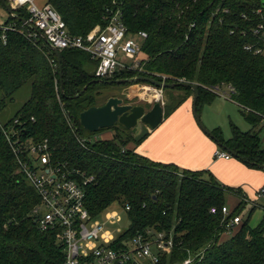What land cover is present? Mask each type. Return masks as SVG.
<instances>
[{"label": "trees", "instance_id": "trees-1", "mask_svg": "<svg viewBox=\"0 0 264 264\" xmlns=\"http://www.w3.org/2000/svg\"><path fill=\"white\" fill-rule=\"evenodd\" d=\"M46 4L65 22L67 33L76 37L105 25L108 13L120 7L128 34L147 33L137 55L142 70L101 81L94 77L97 63L86 53L70 49L59 51L60 80L53 50L23 24L28 19L24 7L15 9L16 17L8 15L0 25V113L18 91L26 88L28 95L9 120L0 119V264H64L65 256L57 234L37 227L39 196L20 171L1 126L12 130L11 134L17 132L20 144L46 138L54 162L93 176L84 198L92 217H102L112 206L128 205L124 214L129 226L122 236L134 237L151 227L173 229V249L158 264H182L189 257L191 264H264V207L255 228L242 218L225 235L229 220L247 204L248 216L257 206L241 188L222 185L208 171L161 164L128 149L127 145H139L145 138L134 142L120 124L113 131L90 133L78 120L82 111L99 106L105 85H117L110 81L131 80L118 84L131 86L137 84L133 79L138 76L159 82L164 76L169 84H196L197 113L200 105L215 99V87L229 86L234 90L230 100L252 129L243 132L233 126L232 137L226 139L215 128L210 130L211 139L247 167L263 170L264 142L255 127L264 117V55L244 49L252 40L251 28L260 19L256 10L264 14L263 1L46 0ZM0 7L4 8L1 1ZM165 91L173 93L163 106L165 118L193 95L181 86ZM15 119L18 124L13 123ZM104 131L112 133L111 139L81 141ZM228 195L237 197L239 203L223 218L220 209L226 206ZM212 207L216 214L210 212Z\"/></svg>", "mask_w": 264, "mask_h": 264}, {"label": "built area", "instance_id": "built-area-1", "mask_svg": "<svg viewBox=\"0 0 264 264\" xmlns=\"http://www.w3.org/2000/svg\"><path fill=\"white\" fill-rule=\"evenodd\" d=\"M13 9L25 8L28 13L27 22L33 26L38 35L44 36L51 47L62 50L76 49L89 56L97 66L94 77L112 79L121 72H139L142 70L137 55L141 44L147 37L146 32L128 34L121 17L120 7L109 12L106 24L96 27L85 37L71 36L67 33L65 22L46 0L42 5L37 0H9ZM260 19L251 28L252 40L244 49L253 54L264 55V14L261 9L255 12ZM25 24V23H24ZM8 30V28H3ZM162 82L165 77L161 76ZM143 92H149L153 101L164 105L162 90L150 84L141 86ZM214 91L220 90L215 87ZM234 90L227 86L222 97L231 99ZM264 124V117L262 118ZM14 124H18L17 119ZM4 136L14 153L17 163L39 196L40 205L36 208V222L40 231H51L57 234V241L64 246V264H157L160 257L173 249V229L157 231L148 228L134 237L113 235L105 227L117 223L120 218L115 212L105 213V219L94 218L85 208V186L93 180V176H85L79 170L68 167L66 163L54 162L52 148L46 138L35 141L29 139L20 144L16 133L4 130ZM10 138L12 141H10ZM97 135L81 139L82 143L101 141ZM214 158L227 160L228 152L214 150ZM255 200L264 198V186L256 191ZM253 202V201H252ZM255 202V201H254ZM256 203V202H255ZM128 211L129 206L122 208ZM223 218L230 213L229 207L220 209ZM212 214L218 211L210 209ZM243 212V211H242ZM233 217L226 223L225 235L234 230L243 214ZM191 257L182 264H191Z\"/></svg>", "mask_w": 264, "mask_h": 264}, {"label": "crops", "instance_id": "crops-1", "mask_svg": "<svg viewBox=\"0 0 264 264\" xmlns=\"http://www.w3.org/2000/svg\"><path fill=\"white\" fill-rule=\"evenodd\" d=\"M36 3L42 5L44 0H37ZM1 9L4 14L0 15V25H3L9 13L5 8ZM191 99L192 97L186 99L172 114L163 117L161 124L151 129L139 145L131 143L128 149L161 164H172L193 172L208 171L222 185L241 188L250 201L257 202L255 194L264 186V170L251 169L233 157L227 160L214 158V150L221 149L210 136L202 132L194 120ZM211 103L216 102L213 100ZM210 128L213 127L206 126L207 130ZM100 136L103 139H111L112 134L105 131ZM234 198L235 200L228 199L234 201L233 207L229 208L231 210L239 203L238 198ZM247 207H250V204L243 210Z\"/></svg>", "mask_w": 264, "mask_h": 264}, {"label": "rangeland", "instance_id": "rangeland-1", "mask_svg": "<svg viewBox=\"0 0 264 264\" xmlns=\"http://www.w3.org/2000/svg\"><path fill=\"white\" fill-rule=\"evenodd\" d=\"M7 1L9 5H12L9 0ZM262 1L264 3V0ZM1 14H4V12H3V9H1L0 7V15ZM0 20H2L1 16H0ZM146 84L137 83V84H131V86H119L118 84L116 86L105 85V87L100 91L101 97L97 100V104L98 105L102 104V102L105 101V99L109 97H119L123 100V103L128 100L131 102L130 105L132 104L142 105L146 109H150L152 104L155 103L153 101V96H151L149 92L146 93L140 89L141 86L146 85ZM224 89L226 88L222 87L220 91ZM220 91L216 92L217 96L214 99L216 103L210 102L208 104L200 105L199 111L197 113L200 123L205 127L207 126V128L213 127V128H210V130L214 128H218L221 132V135H223V137L226 139H229L230 137H232L231 134H232L233 126L243 132L252 129V126L246 120H244V117L242 115V112L239 106L235 105L230 99L227 100L224 97H222V94H221L222 92ZM165 92L162 93L164 105L167 101V96L169 97L170 95L173 94V93H170V91H165ZM27 98H28V95H27L26 88L15 93L14 100L10 104H8L4 110H2L3 113L2 112L0 113V119L2 121L9 120L14 115L16 110L26 101ZM216 100H219V101H216ZM118 125L119 124L115 125V127ZM213 125L217 127H214ZM113 127L110 128V130L113 131V129H115ZM259 129H260L259 131L260 137L262 141L264 142V127L262 123H259L255 127V130H259ZM121 130L122 129H120V131ZM104 132H102L101 134H97V136L100 139H103L101 138L100 135H102ZM128 147L129 145H127V148ZM229 198H233L234 200L235 198L232 195L227 196L226 204L229 208H231L234 205L233 204L234 201L233 200L228 201ZM256 204H257L256 208L254 209L253 212L250 213L249 216H248V211H249L248 209L250 207H247L248 209L246 208L242 212L243 214L242 218L244 220L248 219V225L251 228H255L263 217L262 207H264V198L259 199L256 202ZM107 212H115L116 214L119 215L120 220L117 223L113 225H107L105 227V229H107L113 235L118 236L119 234H121L122 231H125L126 228H128L129 220L127 219L126 214H124V211L121 207L119 208L117 206H112L109 209H107L102 215V220L105 219V213Z\"/></svg>", "mask_w": 264, "mask_h": 264}, {"label": "water", "instance_id": "water-1", "mask_svg": "<svg viewBox=\"0 0 264 264\" xmlns=\"http://www.w3.org/2000/svg\"><path fill=\"white\" fill-rule=\"evenodd\" d=\"M0 1L7 13H9V15L12 17H16L14 9L9 4L7 5L5 3V0ZM24 23L36 32L33 26H31L26 20H24L23 24ZM41 37L43 38L45 43H47L48 46L53 50L54 55L56 56V63L58 64V78L62 80V66L60 64L59 51L58 49H54L53 47H51L44 36ZM130 81L131 80L123 79L110 82L114 84H121ZM133 81L135 83H148L159 89H173L177 86L189 88L191 91H193L191 106L194 120L205 135L210 136L211 138L213 137L210 130H207L206 127L203 126L198 119L196 101L199 95V91L196 84H187L184 82L169 84L162 81L159 82L155 78L150 76H138L135 77ZM85 89L86 87L83 90ZM82 92L83 91H81L79 95ZM163 113L164 107H161L158 102L152 104L150 109H146L142 105L124 104L123 100L119 97H109L104 103H102V105L91 106L88 107L87 110L82 111L79 114L78 120L82 128L86 132L88 131L90 133H96L102 129H110L113 126L120 124L129 133L134 142H140L141 140L146 138L148 132L151 129H154L161 124V121L163 120Z\"/></svg>", "mask_w": 264, "mask_h": 264}]
</instances>
